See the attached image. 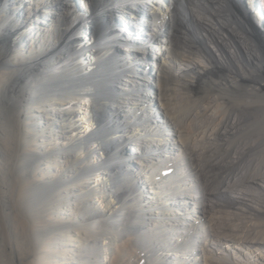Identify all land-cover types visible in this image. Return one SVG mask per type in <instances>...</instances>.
<instances>
[{
    "label": "bare ground",
    "instance_id": "obj_1",
    "mask_svg": "<svg viewBox=\"0 0 264 264\" xmlns=\"http://www.w3.org/2000/svg\"><path fill=\"white\" fill-rule=\"evenodd\" d=\"M68 1L0 0V264H264V0Z\"/></svg>",
    "mask_w": 264,
    "mask_h": 264
},
{
    "label": "rangeland",
    "instance_id": "obj_2",
    "mask_svg": "<svg viewBox=\"0 0 264 264\" xmlns=\"http://www.w3.org/2000/svg\"><path fill=\"white\" fill-rule=\"evenodd\" d=\"M110 1H112V0H98V3L102 6L103 4H105V3H109ZM145 2L146 1H157V2H165V3H167L165 0H144ZM257 1V0H256ZM30 2V0H4V3H5V13L6 14H8V15H11V16H15V18L17 17V16H19V15H21V16H23V15H26V12H27V10H29L30 8L28 7V3ZM14 3V4H13ZM257 3H260L261 4V2H260V0H258L257 1ZM241 4H243V5H245L246 4V6H248L249 7V0H242V3ZM70 5H73L72 7H75V9H78L79 7L78 6H80L81 8H83L84 10H83V12L81 13V14H79V15H74L73 16V18H77V17H79V16H83V14L85 15V13H87L88 11H89V7H88V5H87V3H85V0H69L68 1V6H70ZM262 5V4H261ZM261 5H260V7L258 6V8H256V6H255V4L252 6V7H250L249 8V11H248V18H250L251 17V15L252 14H255V12L258 10V9H262V11H263V13H264V10H263V7L261 8ZM13 6V7H12ZM11 7V8H10ZM41 8H42V6L40 5V7L39 8H37V9H34L33 8V11H31V14L32 15H36V13H43V12H41ZM20 9V10H19ZM40 11V12H39ZM38 15V14H37ZM39 16V15H38ZM37 16V18L36 19H38L39 21H41V17L39 16L38 17ZM144 17L145 16H143V17H141V18H138V19H136V18H133V19H131L130 18V20L131 21H133V22H138V20L140 19V20H144ZM129 19V18H128ZM123 21H124V19H119V18H117V17H113L112 19H108L107 20V22L106 23H108V24H113L114 23V25L115 26H117V27H119V26H121V25H123ZM116 22V23H115ZM262 22H263V25H264V15L262 16ZM118 24V25H117ZM134 26V25H133ZM255 26H257V27H259V24H257L256 23V25ZM139 30H142V32H144V31H146V29H141V28H138V29H136V32L138 31L139 32ZM263 32H264V29H263ZM135 34V33H134ZM133 34V35H134ZM144 34H145V32H144ZM80 35H83V36H85V34H83V33H80ZM138 36H137V38H136V41H135V43H134V47H137V46H140L141 45V43L143 42V36H142V33L140 32V33H138L137 34ZM119 47H118V49L119 50H121L122 49V47H124L123 45H121V44H119L118 45ZM123 50V49H122ZM126 52V54H128V53H130L131 51L130 50H127V51H125ZM136 54V53H135ZM139 57V56H138ZM137 58V57H136ZM88 59V58H87ZM86 59V60H87ZM139 59V58H138ZM151 59V61L152 62H155L154 61V59L153 58H150ZM86 65H89V64H87L86 63ZM143 66H144V64H143ZM150 67H151V65H147L146 67H145V71H149L150 70ZM89 68H91V67H89ZM88 68V69H89ZM212 75H214L213 73H209V76H212ZM214 78V77H213ZM86 101H82V107H84L85 108V106H86ZM139 113H141L140 111H139ZM87 121V122H86ZM89 125H88V124ZM80 124H81V128L82 129H84V130H88V129H91L93 126H92V124L91 123H89L88 122V120H86L85 119V117L82 115L81 116V119H80ZM91 124V125H90ZM128 151H131L129 148H128ZM103 158V157H102ZM134 186L136 187V184H134ZM147 186V185H146ZM135 187H134V189H135ZM138 191V190H137ZM146 190L144 189V192H145ZM147 192V191H146ZM145 192V193H146Z\"/></svg>",
    "mask_w": 264,
    "mask_h": 264
}]
</instances>
